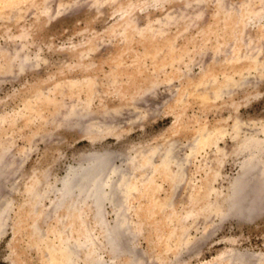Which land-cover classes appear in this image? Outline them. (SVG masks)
I'll use <instances>...</instances> for the list:
<instances>
[{"label": "rangeland", "instance_id": "1", "mask_svg": "<svg viewBox=\"0 0 264 264\" xmlns=\"http://www.w3.org/2000/svg\"><path fill=\"white\" fill-rule=\"evenodd\" d=\"M243 139L263 145L252 140L244 151ZM170 141L180 157L174 169L184 171L173 209L164 205L166 183L158 205L139 195L128 206L102 202L120 249L140 264L264 259V213L235 216L229 196L212 205L264 160V0H0V210L9 203L0 264L48 261L43 246L28 243V228L16 226L33 178L46 191L40 227L55 242L48 233L54 202L74 171L85 174L103 155V194L120 178L141 188L145 172H131L130 162H140L137 151H159ZM252 155L258 158L246 163ZM191 187L201 188L200 201L190 202ZM120 216L128 229L140 223L131 241L119 240ZM92 234L101 242L97 230ZM96 250L111 264L109 251Z\"/></svg>", "mask_w": 264, "mask_h": 264}, {"label": "bare ground", "instance_id": "2", "mask_svg": "<svg viewBox=\"0 0 264 264\" xmlns=\"http://www.w3.org/2000/svg\"><path fill=\"white\" fill-rule=\"evenodd\" d=\"M256 18H258V16ZM244 35L245 34H243V36H240V39H242L241 37H244ZM235 36L237 37L236 34ZM177 61H181V60L177 59ZM225 77L227 78V76H224V78ZM86 83L82 82L83 85ZM167 84L170 85L169 83ZM73 85L75 86L74 83ZM153 90L154 89L152 88L146 93H143L140 97L136 98L137 99L136 102L137 103H140L142 101L144 102L145 97L150 93H152ZM176 94H177V90L173 91L170 94L168 100H172ZM36 99H38V97ZM182 105H183V101L180 102L178 106L182 107ZM238 126H240V123L238 120H236L234 130H237ZM216 130H221V128H216ZM220 133L222 134V132ZM201 137L197 138V141H199V145L200 142L202 141ZM209 140H212V137H209ZM252 140L256 142L258 145L262 144V142H259L256 139H252ZM251 141L250 139L249 140L243 139L240 145L242 150L246 148L247 150H249L248 147L251 144ZM256 143H253V146L256 145ZM173 146L174 145H172V142L170 141L164 144V146H162L159 151L157 148H151L152 146L150 147L151 148L150 150H146V151L144 150L141 153L137 151L138 155L137 154L135 155H137V159L139 158L140 162L138 163L137 161V163H134V160H132L130 162V167H131V172L141 171L140 173L142 175L145 172V174L142 176V181L140 180L141 181L140 186H142L141 188H138L139 186L138 187L136 186L134 179L131 181L128 178L127 179L120 178L121 180L119 179V182L115 184L116 186L113 187L108 194L106 195L103 194L101 192L102 190L101 188L104 187L102 185H104L105 180L103 178H104V173L106 172L105 170L106 159L103 155L98 156L93 165L89 164L90 166L83 170V172L85 173L82 174L83 176L78 175L80 172L74 171L73 174L71 175V178L66 181L64 186V191L60 194L59 200L54 202V205L57 206L56 214L54 216V226L49 229L48 233L52 234V236L54 237V238L52 237L53 240H56L55 242L47 239L46 233H44L40 227V221L42 219V216L44 215V212L42 209L39 208V205L42 203L43 199L45 198L46 191L44 189H40L38 187V184H36L38 180L33 178L30 181V183H28V185L24 188L23 192L25 195V199L19 206L20 211L17 212L18 215L15 218L16 226L19 225L18 230L22 227L28 228L29 230V232H27V234L29 233L27 235L28 236L27 239L29 240L28 243L33 244L39 248L43 246L44 249H46L48 253L47 255L48 261L46 264H77L79 260L81 261V264H105V262H103L99 257V253H97L96 247L105 248L107 251H109V254L112 255L111 264H140L138 261L139 259L137 260L134 254H132L133 251L132 252L127 251L128 248L126 251L120 249L119 244L114 236L115 234L113 233V231H111L109 225H107L103 220L101 205L103 201L105 202L107 199H109L114 203H118V205L128 206L131 200L135 199L136 195H139V197L147 196L149 200H152L150 206L158 205L166 200L164 205L167 206L169 205L171 206V209H173L171 195L178 187H180V185H183L182 184L183 181L182 180L179 181L178 179H181L184 175V171L182 169H177V170L174 169V164L180 163V157H178V155L175 154L174 151H172ZM157 153L159 154V161L158 164H154L155 156L158 155ZM252 156L253 157H251L250 159H247L246 163H249L251 162V160L255 159L257 154L256 156L255 155ZM222 158L220 159L217 158V161L215 160L216 161L215 166L220 165ZM260 161H261L260 164L250 167L246 173L243 172L244 174L236 182L237 184L235 185L236 188H232L231 186L232 189L230 188V191L226 192L227 195H225L224 197H219L218 195L217 200L214 203H212V205H217L219 203L220 198H225L226 196L227 197L229 196L230 198L233 199V201L228 205V212L233 213L235 216L242 217L245 220H251L254 216L258 217L259 215L263 214L264 213V160H260ZM116 172L114 171V173ZM164 183L168 185L170 194L167 195L164 201L158 203L157 201H155L157 200L156 196L159 195L161 191H163L162 185H164ZM76 185H79L78 188ZM191 189L192 192L189 196L190 202L200 201V199L198 198L199 196L198 194L202 193V191L200 190L201 188L199 189L198 187H191ZM152 190H154L153 193ZM204 202L205 199L202 200L201 205ZM201 205L200 207L206 209L208 207V202H205V204L202 206ZM8 207H9V203L7 202L5 206L0 210V223L1 222L3 223V221L6 220ZM120 208L121 207H118V209ZM89 212H92V217H91L92 222L90 226L86 220ZM173 214H175V212L174 213L172 212V215ZM227 215L228 214L226 213V216ZM125 221L126 220H124L123 217L120 216L116 222L119 223L118 230L119 231L121 230V232L119 233L120 234L119 240L121 238H127L128 241H131L134 239V235L136 234V232L139 231L138 228H140L139 227L140 223L138 221L136 223L137 225H135L131 229H128L127 226L124 225ZM93 230L98 231L101 242L97 243L94 241V237L92 234ZM138 258L140 257L138 256ZM263 262L264 259L260 257L258 263L256 264H263Z\"/></svg>", "mask_w": 264, "mask_h": 264}]
</instances>
